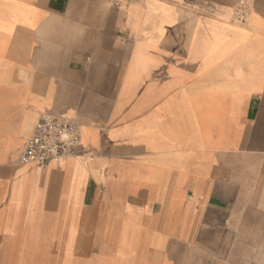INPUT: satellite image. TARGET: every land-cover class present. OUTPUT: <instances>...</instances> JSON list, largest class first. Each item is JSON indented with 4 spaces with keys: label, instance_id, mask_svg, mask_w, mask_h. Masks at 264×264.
Segmentation results:
<instances>
[{
    "label": "crops",
    "instance_id": "crops-1",
    "mask_svg": "<svg viewBox=\"0 0 264 264\" xmlns=\"http://www.w3.org/2000/svg\"><path fill=\"white\" fill-rule=\"evenodd\" d=\"M208 260L264 264V0H0V264Z\"/></svg>",
    "mask_w": 264,
    "mask_h": 264
},
{
    "label": "built area",
    "instance_id": "built-area-1",
    "mask_svg": "<svg viewBox=\"0 0 264 264\" xmlns=\"http://www.w3.org/2000/svg\"><path fill=\"white\" fill-rule=\"evenodd\" d=\"M235 9L236 20L244 22L250 10L248 6L240 2ZM34 127L18 158L22 165L45 167L49 163L59 164L80 146L81 125L70 117L44 111Z\"/></svg>",
    "mask_w": 264,
    "mask_h": 264
},
{
    "label": "rangeland",
    "instance_id": "rangeland-1",
    "mask_svg": "<svg viewBox=\"0 0 264 264\" xmlns=\"http://www.w3.org/2000/svg\"><path fill=\"white\" fill-rule=\"evenodd\" d=\"M213 262H214V260H208V262H206V263L213 264Z\"/></svg>",
    "mask_w": 264,
    "mask_h": 264
}]
</instances>
